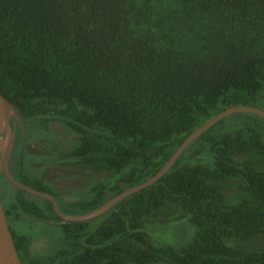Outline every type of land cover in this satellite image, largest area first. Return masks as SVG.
Segmentation results:
<instances>
[{"label":"trees","instance_id":"trees-1","mask_svg":"<svg viewBox=\"0 0 264 264\" xmlns=\"http://www.w3.org/2000/svg\"><path fill=\"white\" fill-rule=\"evenodd\" d=\"M0 93L29 132L56 122L69 133L55 163L106 178L64 203L30 175L22 147L12 175L53 195L63 213L90 212L152 177L218 112L264 102V0H0ZM235 114L154 184L85 222L60 223L49 201L4 180L14 190L1 202L21 264H264V248L225 243L264 238V120ZM234 116L237 131L222 133ZM234 187L244 196L227 205L224 190ZM170 207L195 228L179 251L146 228ZM23 222L56 226V241L35 246L17 232Z\"/></svg>","mask_w":264,"mask_h":264},{"label":"rangeland","instance_id":"rangeland-1","mask_svg":"<svg viewBox=\"0 0 264 264\" xmlns=\"http://www.w3.org/2000/svg\"><path fill=\"white\" fill-rule=\"evenodd\" d=\"M257 107L264 110V102L257 104ZM239 120L240 118L237 116L227 118L222 125L224 127L222 133L234 134L237 131L235 125ZM70 141H72V137L67 131L62 129L58 123L49 122L44 127L35 129L33 134L29 132L27 141L29 144L24 152L30 174L42 178L51 189L58 193V199L64 203L87 198L89 187L94 182H101L106 178L105 174L91 172L85 167H64L55 163V157L67 148L66 144ZM49 157L50 161H46V159L49 160ZM203 163L207 166L211 165L209 159ZM236 181L243 185L242 180L237 179ZM0 182L3 191L1 200L5 202L7 196L12 195L14 190L5 184L4 179H1ZM111 184L110 181L109 185ZM243 193L242 189L235 187L233 191L232 189L224 190L226 204L234 205L239 198L244 196ZM146 228L157 244L165 245L175 251L187 246L195 233V228L188 222L187 214L178 207H170L159 214L152 215L146 221ZM17 232L30 236L35 246H39L41 241L46 246L48 243L56 241L59 229L54 225L23 222ZM225 243L231 248L239 250L264 248V238L262 237L246 242L230 239Z\"/></svg>","mask_w":264,"mask_h":264},{"label":"water","instance_id":"water-1","mask_svg":"<svg viewBox=\"0 0 264 264\" xmlns=\"http://www.w3.org/2000/svg\"><path fill=\"white\" fill-rule=\"evenodd\" d=\"M235 113H251L264 120V110L250 105H235L231 106L223 111L218 112L210 119L205 121L201 126L191 132L175 149L165 164L149 179L146 181L128 187L113 197L109 198L105 203L97 207L96 209L80 214L70 215L63 213L58 206V203L53 195L47 192H41L27 186L24 183L18 181L10 172L8 167V161L11 155L14 139V130L10 127V120L17 121L23 126V120L19 116L17 110L13 105L5 99L0 93V141L3 140V145L0 150V180L4 179L13 188L25 192L33 197L44 199L50 202L55 215L60 219V223H71V222H85L94 218L100 217L107 211H109L113 205L122 200L123 198L140 191L154 184L158 179L165 175L173 166L177 158L181 153L201 134L206 132L209 128L215 125L218 121ZM4 132V136L1 133ZM0 264H21L19 256L17 254L11 233L8 228L7 218L5 216L3 205L0 197Z\"/></svg>","mask_w":264,"mask_h":264},{"label":"flooded vegetation","instance_id":"flooded-vegetation-1","mask_svg":"<svg viewBox=\"0 0 264 264\" xmlns=\"http://www.w3.org/2000/svg\"><path fill=\"white\" fill-rule=\"evenodd\" d=\"M10 127L14 130V139H13V147H12L11 155H10V158L8 161V167L10 166L11 157L14 154V151L16 149H19V147H22L23 154L25 155V153H24L25 148H26L27 144H29V143H27L28 137H29V130H28L29 128L25 127L24 122H23V126H21L17 121L13 122L11 119L10 120ZM34 131H32V134ZM2 135L4 136V132L1 133V136ZM15 154L17 155V153H15ZM24 159H25V157H24ZM46 161H48V160L46 159ZM25 164H26V159H25ZM35 177H37V176H35Z\"/></svg>","mask_w":264,"mask_h":264},{"label":"bare ground","instance_id":"bare-ground-1","mask_svg":"<svg viewBox=\"0 0 264 264\" xmlns=\"http://www.w3.org/2000/svg\"><path fill=\"white\" fill-rule=\"evenodd\" d=\"M2 145H3V140L0 141V150H1Z\"/></svg>","mask_w":264,"mask_h":264}]
</instances>
